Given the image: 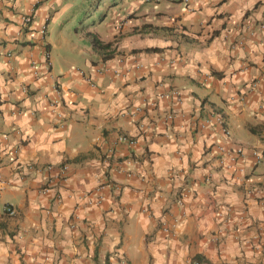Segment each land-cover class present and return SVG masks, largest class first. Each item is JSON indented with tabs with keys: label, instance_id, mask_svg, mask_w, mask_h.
I'll return each mask as SVG.
<instances>
[{
	"label": "crops",
	"instance_id": "obj_1",
	"mask_svg": "<svg viewBox=\"0 0 264 264\" xmlns=\"http://www.w3.org/2000/svg\"><path fill=\"white\" fill-rule=\"evenodd\" d=\"M80 1L0 0V264H264V0Z\"/></svg>",
	"mask_w": 264,
	"mask_h": 264
},
{
	"label": "built area",
	"instance_id": "obj_2",
	"mask_svg": "<svg viewBox=\"0 0 264 264\" xmlns=\"http://www.w3.org/2000/svg\"><path fill=\"white\" fill-rule=\"evenodd\" d=\"M147 1H157V0H147ZM183 1H186V0H183ZM22 20L24 22H28L29 18L27 16H25V17L22 18ZM31 66L33 67V65H31ZM95 71L100 72L101 69L97 68ZM79 73L82 75L84 80H86V81L90 82V84H92L91 83V78L88 75H84L82 71H79ZM52 91H54L56 93V95L53 98L50 99L49 105L51 107H54V106L57 105L58 102H60V99H59V96H58L59 92H58V89H57V83L56 82L52 83ZM170 94L171 95H176L177 92L175 90H172L170 92ZM160 96H162V95H160ZM166 117L170 118L171 114H168ZM215 120H217L219 123L222 122V118H221L220 115H217ZM208 122H209V120H205V121L201 122L199 124V126L201 128H203V127H205L208 124ZM117 140L118 141H122V142H126L129 145H132L134 143L133 138L125 136L124 134H119L117 136ZM223 149L224 148L221 145H218L215 148V154L216 155L218 154V156H219L218 163L220 164V166H225L226 168H228L230 170H233L234 167H235V162H236L237 158L242 156V148L239 147V146H236V147H234L233 150H231L230 152H227V153H225ZM254 158H255V160H257V162L264 163V155L263 154H259V153L255 152L254 153ZM121 168H122L121 166L118 167V168L116 167V170L117 171H121ZM65 169H66V165H62L60 167V169H59V173L62 175L64 173ZM103 185L104 184H100L95 189L97 191H100V189L104 187ZM99 202H100V198L98 197L96 199V203H99ZM176 203L177 204L181 203V198L180 197L176 198ZM3 211H4L5 214H7L9 216H13L15 214V210L10 205H4L3 206ZM162 229L164 231H166L167 227L163 226ZM190 264H200V262L198 260H196V259H193V260H191Z\"/></svg>",
	"mask_w": 264,
	"mask_h": 264
},
{
	"label": "trees",
	"instance_id": "obj_3",
	"mask_svg": "<svg viewBox=\"0 0 264 264\" xmlns=\"http://www.w3.org/2000/svg\"><path fill=\"white\" fill-rule=\"evenodd\" d=\"M85 1V10L83 11L80 19L82 18V21H84L85 19L83 17H88V13H90L91 11H95L97 9L98 6H100L101 4H105L106 7H112L114 6V4L116 3V0H84ZM152 2H156V1H152ZM106 15V11L105 10H99L97 12V14L95 15L94 18H91V20L87 23H85L84 25L89 26V25H93L94 23H100L102 22V20L104 19ZM91 44L95 47L104 49L107 48L110 43L109 42H100L94 35L91 36ZM154 50L155 48H148L146 50ZM196 258H200L199 256H197Z\"/></svg>",
	"mask_w": 264,
	"mask_h": 264
},
{
	"label": "rangeland",
	"instance_id": "obj_4",
	"mask_svg": "<svg viewBox=\"0 0 264 264\" xmlns=\"http://www.w3.org/2000/svg\"><path fill=\"white\" fill-rule=\"evenodd\" d=\"M77 2V4L76 5H80V0H76ZM154 6V5H153ZM102 8H103V6H102ZM72 14H70V16H69V14H68V18L66 19V20H64V22H63V24L62 25H64L65 24V27H64V29H63V35L66 37V38H71V36L72 35H74L75 33H74V31L76 30V29H79L80 27H86L84 24L86 23V22H88V21H90V19H85L84 21H82V18L80 19V17H81V15H79V16H76V17H73V19H72ZM72 19V20H71ZM61 25V26H62ZM96 25V24H95ZM59 27H60V25H57L53 30L51 29L50 31H51V35H52V37H54L55 38V36H56V33H57V29H59ZM101 27H103L102 25H100V28ZM75 42H77V43H79V44H81L82 43V41H80V40H78L77 39V37L75 38Z\"/></svg>",
	"mask_w": 264,
	"mask_h": 264
},
{
	"label": "clouds",
	"instance_id": "obj_5",
	"mask_svg": "<svg viewBox=\"0 0 264 264\" xmlns=\"http://www.w3.org/2000/svg\"><path fill=\"white\" fill-rule=\"evenodd\" d=\"M25 17V16H24ZM28 17V16H27ZM29 18V17H28Z\"/></svg>",
	"mask_w": 264,
	"mask_h": 264
}]
</instances>
